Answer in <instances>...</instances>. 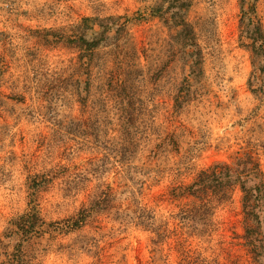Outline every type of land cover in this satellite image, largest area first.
<instances>
[{
    "label": "rangeland",
    "instance_id": "obj_1",
    "mask_svg": "<svg viewBox=\"0 0 264 264\" xmlns=\"http://www.w3.org/2000/svg\"><path fill=\"white\" fill-rule=\"evenodd\" d=\"M172 1L0 0V263L16 241L4 236L9 221L32 196L50 222L62 223L87 204L94 210L78 228L24 242L31 264H159L151 262L153 234L138 216L149 211L177 221L186 200L173 199L168 190L191 176L178 167L182 156L188 152L191 164L206 166L252 141L264 171L263 71L243 45L249 39L241 22L243 10L254 13L264 33V0H176L188 3L184 18L196 36L186 54L171 38ZM82 16L121 24H113L92 57L85 112L60 84L79 55L61 36L72 34ZM193 60L200 68L194 74L188 66ZM177 95L182 98L175 105ZM94 116L108 137L120 134L127 119L137 127L129 163L98 167L103 153L88 129ZM169 134L178 152L167 145ZM157 167L164 171L153 184L148 169ZM239 210L238 193L217 204L209 231L189 236L191 250L210 264H252L236 235ZM173 236L161 245L168 264H178L186 245Z\"/></svg>",
    "mask_w": 264,
    "mask_h": 264
},
{
    "label": "trees",
    "instance_id": "obj_2",
    "mask_svg": "<svg viewBox=\"0 0 264 264\" xmlns=\"http://www.w3.org/2000/svg\"><path fill=\"white\" fill-rule=\"evenodd\" d=\"M172 7H175L176 10L173 12L175 30L171 38L176 42L179 52L186 54V47L196 44L195 31L184 18L188 3L185 1L177 3L176 0H173ZM244 11L241 22L243 27H246L244 37H247L249 42L243 45L250 47L253 56L257 57L256 66L263 71L262 79L264 80V33L261 23L254 13ZM113 24L118 25V28L121 27V24L115 22L114 19L111 20V17L82 16L75 25L72 34L68 36L64 32L61 36L64 41L72 43L73 47L78 49L79 55L75 64L69 67L68 73L61 74L60 84H63L61 86L64 89L71 90V94L76 97L75 100L79 102L83 112L87 111L91 101L92 57L96 48L108 40ZM198 53L200 52L198 51ZM197 62V60H193V63L188 64L192 73L200 70ZM74 72L84 74L83 78L76 76ZM184 78L188 81L187 76ZM132 80L131 82L135 83L137 78L134 77ZM180 98L182 95L174 96L175 105H178ZM262 100L264 101V96ZM90 109L93 110L90 112L93 116L94 107H90ZM130 115L133 116L132 112ZM70 118L72 122L78 124L76 125L82 129L83 133H88L84 132L83 127L79 125L80 121ZM100 120L94 116L88 125L89 133L96 142V147L103 153L99 160L101 164H98V167L101 166L105 169L107 163L117 160L129 163V159L135 155L137 150V144L132 136L138 132L137 127L132 126L127 119L120 134L108 137L105 134L106 131H103L106 126H103L104 123L101 124ZM166 139L167 145L171 147L170 150L178 152L177 138L173 134H169ZM192 156L187 152L182 156L184 160L178 164L182 173L189 171L190 178L175 180L168 190L173 199L186 200L184 206L174 216L177 221L172 220L170 223L169 220L157 218L149 211L146 212L145 217L138 216V224H142L153 234L150 239L152 244L151 262L158 261L159 264H168L165 253H161L164 250L161 245L170 235H175L173 237L176 241L179 239L182 244L186 242V245H182L183 247L179 250L178 264H210L211 259L205 258L200 252L191 250V241L188 238L194 235L198 237L205 235L213 224L215 206L232 201V195L238 193L241 233L236 235L242 238L245 254L250 258L251 263L264 264V171L261 167V154L258 147L254 142L247 141L233 150L227 159L214 160L201 167H195L190 163ZM163 171L162 167L148 169V176H151L153 184L159 183ZM41 182H38L39 185ZM92 210H94L92 205L87 204L62 223L59 221L50 222L42 217L39 204L31 196L25 210L9 221L4 236L14 235L16 241L13 251L6 253V261L0 264H31L30 256L23 247L24 242L27 243L33 237L46 233L52 234L61 229L69 231L78 228Z\"/></svg>",
    "mask_w": 264,
    "mask_h": 264
}]
</instances>
